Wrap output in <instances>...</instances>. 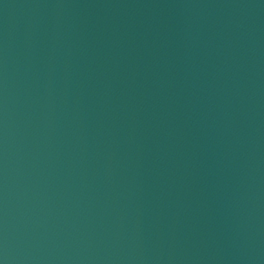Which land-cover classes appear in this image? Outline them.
<instances>
[{
	"label": "water",
	"instance_id": "water-1",
	"mask_svg": "<svg viewBox=\"0 0 264 264\" xmlns=\"http://www.w3.org/2000/svg\"><path fill=\"white\" fill-rule=\"evenodd\" d=\"M0 264H264V0H0Z\"/></svg>",
	"mask_w": 264,
	"mask_h": 264
}]
</instances>
